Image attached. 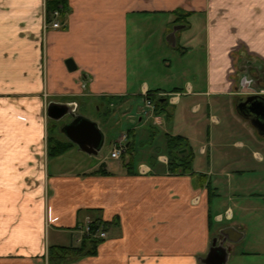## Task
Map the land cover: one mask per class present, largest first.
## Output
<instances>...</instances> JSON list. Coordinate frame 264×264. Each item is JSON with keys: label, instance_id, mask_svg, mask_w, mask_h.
I'll list each match as a JSON object with an SVG mask.
<instances>
[{"label": "crops", "instance_id": "1", "mask_svg": "<svg viewBox=\"0 0 264 264\" xmlns=\"http://www.w3.org/2000/svg\"><path fill=\"white\" fill-rule=\"evenodd\" d=\"M47 1L0 0V264H50L51 245H79L76 224L87 216L105 223L107 234L95 254L65 264H206L213 237H222L226 226L242 235L226 241L224 264H264L258 202L243 192H235L234 205L222 198V161L205 143L199 150L208 153L210 170L197 175L171 171L167 150L137 166L133 157V171L128 158L112 168L100 157L83 170L52 171V156L77 144L50 154L54 126L47 113L51 101L78 111L86 100L112 105L145 91L180 92L152 114L156 124L164 116L170 122L165 144L168 134H183L192 143L205 116L219 121L211 97L242 92L234 54L246 48L264 59V0H66L64 24L44 29ZM177 12L185 19L178 20ZM140 14L159 18L150 36L162 50L183 54L196 47L182 72L172 73L169 59L162 75L131 68L129 26ZM69 57L75 69L67 66ZM122 134L126 146L134 140L133 132Z\"/></svg>", "mask_w": 264, "mask_h": 264}, {"label": "rangeland", "instance_id": "2", "mask_svg": "<svg viewBox=\"0 0 264 264\" xmlns=\"http://www.w3.org/2000/svg\"><path fill=\"white\" fill-rule=\"evenodd\" d=\"M179 15L181 16V14ZM132 17L133 22L131 20L129 26L131 68L135 65V70H138L139 67L140 72L147 76V74L151 73L160 75L166 73L165 59L173 62L170 70L175 74L182 72L184 66H189L190 58L197 53L196 47L192 49L193 47L191 46L190 49L194 51L190 50L189 53L183 54L179 53L181 50H178V48L174 49L165 46L162 50L154 38L155 35L150 36L154 28L158 27L159 18L157 17L154 22L149 19L152 17L151 15L144 16L140 14ZM183 19L185 17L182 14L181 20ZM192 30L185 32L191 34L194 32ZM180 43H184L182 38ZM240 49L242 50L241 53L238 51L234 54L238 72L236 88L239 91L242 90V92L250 91V93H240V95H237L238 97L234 95L210 96L211 105L216 116L219 117V121L212 122L205 116L206 120L203 118V122L200 124L201 129L191 137L193 148L192 171L197 175L199 169L210 170L208 153H201L199 150L200 144L205 143L208 150L212 151V156L217 160L218 164L222 161L221 182L222 195H224L222 198L234 205V202L239 200L237 199V192H243L242 195L247 193L244 197L253 198V200L258 202V214L264 215L262 210L264 198H261L264 197V135L258 132L250 119L243 117L236 109V104L241 96H247L252 92L264 95V59L254 55L246 48ZM161 57L165 58L161 60L162 63H159ZM207 99L206 97L205 101ZM86 101L85 105L76 112L98 122L104 133V143L98 154L88 153L73 145V149L61 156H52V171L56 169L83 170L97 163L99 157L102 158V161H108L109 167L118 166L122 160L125 161L130 156L127 151L123 152V156L120 158H113L110 155L116 142L122 140L126 144L125 140L127 137H122V133H134L132 142L136 166L139 161L151 162L152 158L156 159L159 153L166 152L165 132H171L170 122L165 116L164 123L156 124L154 122L153 114L150 115V112H145V95L143 93L135 96H126L123 100L114 99L112 100V105H109V103L105 105V102H95L93 100ZM205 103H203V108ZM168 108L172 110L173 103H169ZM199 115L200 112L192 113L193 118H198ZM140 116H142V119L139 118ZM68 118L66 115L60 120H55V124L54 119H51V125L52 127L54 126L51 132L52 136L56 137L57 135L62 138L61 140L67 138L60 130V127L63 124L62 122ZM238 141H242V144H238ZM255 152L262 153V156L258 157L254 154ZM238 169H243L244 171L241 173L237 171ZM214 170L215 167H213ZM226 171H229V174ZM211 179L213 180L215 177L212 176ZM229 186H232L231 190L233 192L231 200H228L226 195ZM236 186L241 187H238L239 190L234 191ZM253 193L256 196H253ZM67 243L65 245H69L70 242L67 241Z\"/></svg>", "mask_w": 264, "mask_h": 264}, {"label": "water", "instance_id": "3", "mask_svg": "<svg viewBox=\"0 0 264 264\" xmlns=\"http://www.w3.org/2000/svg\"><path fill=\"white\" fill-rule=\"evenodd\" d=\"M180 26V25H177ZM175 28L171 32L174 41ZM67 66L75 69L76 64L72 58L66 59ZM237 111L245 118L251 120L261 135H264V95L251 93L236 104ZM72 118L61 125L64 134L79 148L97 154L104 143V133L96 120L73 110L72 104L62 101H51L48 105V116L60 120L66 113ZM222 237L214 236L207 255L203 258L206 264H224L227 258L226 241L238 240L242 233L234 226H226L221 230Z\"/></svg>", "mask_w": 264, "mask_h": 264}, {"label": "trees", "instance_id": "4", "mask_svg": "<svg viewBox=\"0 0 264 264\" xmlns=\"http://www.w3.org/2000/svg\"><path fill=\"white\" fill-rule=\"evenodd\" d=\"M47 18L51 19L52 11L59 4L62 5V18H64L65 14L68 12V5L66 0H48L47 1ZM178 14V12H177ZM179 15V14H178ZM178 20H181V16L177 17ZM148 96L154 99L155 107L159 105L166 104L168 99L166 96H155L154 93L148 92ZM73 145H76L71 140H61L54 136H51L50 139V154L51 155H59L66 150H68ZM166 149L169 157V168L174 172H186L192 169V161H193V149L192 145L189 142L187 136L183 134H168L166 138ZM133 142L127 143L126 151L130 155L126 162V166L128 170L133 171ZM123 155V154H122ZM92 221L90 222L91 232L84 233L81 237L80 243L78 246L71 245H51L49 250V260L50 264H65L70 261L77 259L83 255L95 254L97 252L98 244L103 239V237H97L93 234L97 230H106L105 223H103L99 218L91 217ZM84 220V219H83ZM80 220L76 224L77 226L83 222Z\"/></svg>", "mask_w": 264, "mask_h": 264}, {"label": "built area", "instance_id": "5", "mask_svg": "<svg viewBox=\"0 0 264 264\" xmlns=\"http://www.w3.org/2000/svg\"><path fill=\"white\" fill-rule=\"evenodd\" d=\"M61 9H62L61 4H59L55 9H53L51 19L47 18V15H46V18L44 21V29H47L50 26L54 27V28L61 27L64 24L63 19H62ZM144 95H145V107H146L145 112L146 113L150 112V114H152V111L154 110V108L156 106L155 101H154V99H152L151 97L148 96L147 91L144 92ZM157 95L158 96L165 95V96H168V99L170 101H175L176 98L180 95V92H158ZM126 148H127V146L124 143V141L119 140L118 142L115 143V146L111 150V154H110L111 157L119 158L123 154V152L126 151ZM201 149L204 150L203 147ZM257 156L261 157L260 154H258ZM91 221H92V219L90 218V216H87L83 220V222L77 226L76 229L81 232V237L84 233H90L91 232V227H90ZM106 234H107L106 230H97L93 235L97 236V237H103L104 238L106 236Z\"/></svg>", "mask_w": 264, "mask_h": 264}, {"label": "flooded vegetation", "instance_id": "6", "mask_svg": "<svg viewBox=\"0 0 264 264\" xmlns=\"http://www.w3.org/2000/svg\"><path fill=\"white\" fill-rule=\"evenodd\" d=\"M241 93H250V91H243ZM245 98H246V95L245 96H241L239 100L245 99ZM66 115L69 117L68 120H70L72 118V116H71V114L69 112L66 113L64 116H66Z\"/></svg>", "mask_w": 264, "mask_h": 264}]
</instances>
